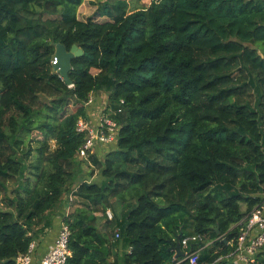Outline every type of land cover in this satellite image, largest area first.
Wrapping results in <instances>:
<instances>
[{"label":"trees","instance_id":"obj_1","mask_svg":"<svg viewBox=\"0 0 264 264\" xmlns=\"http://www.w3.org/2000/svg\"><path fill=\"white\" fill-rule=\"evenodd\" d=\"M83 3L0 0V264L65 202L67 264H190L171 248L194 235L198 264H234L264 201V0H105L81 20ZM53 42L84 52L71 87ZM99 91L119 125L104 162L80 158L77 130ZM88 161L102 184L85 180Z\"/></svg>","mask_w":264,"mask_h":264},{"label":"built area","instance_id":"obj_2","mask_svg":"<svg viewBox=\"0 0 264 264\" xmlns=\"http://www.w3.org/2000/svg\"><path fill=\"white\" fill-rule=\"evenodd\" d=\"M56 63L57 61L54 58L53 65ZM118 112H121V109ZM77 130L80 133L87 134L86 141L79 151L80 158L87 160L94 153L93 151L97 145H108L117 141L119 125L103 112L96 126H91L87 121L80 120L77 123ZM108 217L112 218L110 212H108ZM241 224L240 234L236 241L232 243V249L226 258L234 264H259V258L264 254V201L254 207ZM70 237L69 226L63 223L54 243L39 264H67L71 257ZM116 237H120L118 232ZM201 242H203V238L200 235L188 236L182 239L181 247L186 253L185 259L189 260L190 264H198L200 249L190 253L189 249L192 250L193 245ZM208 245L207 243L206 246ZM35 247V243H32L28 252L17 259V264H32Z\"/></svg>","mask_w":264,"mask_h":264},{"label":"crops","instance_id":"obj_3","mask_svg":"<svg viewBox=\"0 0 264 264\" xmlns=\"http://www.w3.org/2000/svg\"><path fill=\"white\" fill-rule=\"evenodd\" d=\"M90 100L91 102H89L86 105V109L88 113L87 121L91 126H96L99 123L100 115L104 111H105L104 113H106V108L108 107V103H109L108 94H106L103 91H99L94 93ZM115 149H116V143H112L108 145H97L92 155L98 158L100 161L104 162L107 153ZM85 168H86V173L84 178L85 180H87V182L98 183V184L103 183L104 178L100 170H97L93 165H91L90 162L86 164ZM89 171H94V175L89 176L87 173ZM65 203L60 209V211L57 213V215L54 217L52 227L48 230L47 234L41 236L39 240H36V244H35L36 247H35L32 264H39V262L42 260L43 257H45V255L49 251V248L54 243L55 238L57 237L59 230L61 229V226L64 223L63 216L69 214L71 211V207L67 204L65 205ZM110 213L111 215H113L111 211Z\"/></svg>","mask_w":264,"mask_h":264},{"label":"water","instance_id":"obj_4","mask_svg":"<svg viewBox=\"0 0 264 264\" xmlns=\"http://www.w3.org/2000/svg\"><path fill=\"white\" fill-rule=\"evenodd\" d=\"M53 45L56 48L55 60L57 61V63L54 64V70L62 77L64 82L71 87L73 83L69 78V73L72 70V61L75 58L83 56L84 52L77 45L73 46L70 51H67L66 47L61 43L53 42ZM217 232H219V229H217ZM181 237L182 236L178 237L177 245L172 246L171 248L174 252H176L175 258L184 257L186 255L180 244Z\"/></svg>","mask_w":264,"mask_h":264},{"label":"rangeland","instance_id":"obj_5","mask_svg":"<svg viewBox=\"0 0 264 264\" xmlns=\"http://www.w3.org/2000/svg\"><path fill=\"white\" fill-rule=\"evenodd\" d=\"M103 1L105 0H84V3L78 9L79 18L81 20H86L87 18L91 17L96 10V6H94L93 3L103 2ZM151 1L152 0H130L131 8L133 9L134 7L137 8L147 7L149 6ZM104 20L105 19H99L98 21L102 22ZM259 53L263 55L264 48H261ZM94 72L96 71L94 70ZM243 208L245 210V206H242V209Z\"/></svg>","mask_w":264,"mask_h":264}]
</instances>
